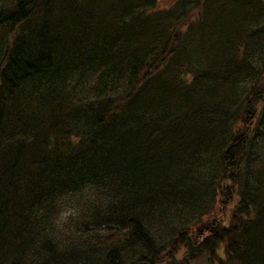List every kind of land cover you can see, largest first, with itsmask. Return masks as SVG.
Segmentation results:
<instances>
[{"label":"trees","instance_id":"1","mask_svg":"<svg viewBox=\"0 0 264 264\" xmlns=\"http://www.w3.org/2000/svg\"><path fill=\"white\" fill-rule=\"evenodd\" d=\"M158 263L264 264V3L0 0V264Z\"/></svg>","mask_w":264,"mask_h":264},{"label":"rangeland","instance_id":"2","mask_svg":"<svg viewBox=\"0 0 264 264\" xmlns=\"http://www.w3.org/2000/svg\"><path fill=\"white\" fill-rule=\"evenodd\" d=\"M162 2H165V4H168V0H160ZM262 2L264 3V0H262ZM222 213L220 212H217V214H213L211 217H209L207 220H205L203 223H202V226L200 228L199 231H193L191 236H199L200 235V238H203L205 236H209L210 234V230L212 229V227L215 225L214 222L216 220H220L222 219L221 217ZM181 250L184 251L185 250V247L181 246ZM158 264H163V263H158Z\"/></svg>","mask_w":264,"mask_h":264}]
</instances>
